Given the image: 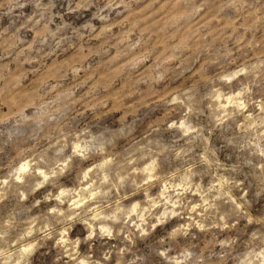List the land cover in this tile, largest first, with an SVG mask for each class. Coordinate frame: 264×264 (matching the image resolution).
Masks as SVG:
<instances>
[{"label":"rangeland","instance_id":"1","mask_svg":"<svg viewBox=\"0 0 264 264\" xmlns=\"http://www.w3.org/2000/svg\"><path fill=\"white\" fill-rule=\"evenodd\" d=\"M103 2L0 0V264L18 260L20 264H160L162 244L187 239L179 224L171 236L160 237L149 226L136 227L133 216L128 223L108 222L112 237L95 229L96 235L87 240L82 225L67 228L63 217L49 211L56 207L67 212L72 197L65 198L64 205L43 199L48 193L58 195L62 188L79 190L80 179L71 181L75 175L71 169L65 173L69 179L53 178L38 194L34 192L40 179L36 173L24 174L23 183L9 179L21 164L32 166L33 159L35 166L53 167L56 158L47 150L38 151L36 144L41 139L52 140L84 117L85 111L92 113L90 119L97 127L113 113H120V127L115 130L105 127L97 135L86 124L79 132L82 147L103 144L111 149L108 155L115 158L114 170H131L134 166L129 160L151 148V158L157 160L156 175L164 182L180 184L189 178L204 190L219 183L227 191L229 181L243 177L249 189L264 198V174L254 167L259 157L250 154L251 135L241 127L249 122V114L251 120L264 124V112L257 107L264 104V22L252 20L233 0H135L138 7L121 19H114ZM102 16L107 18L101 20ZM81 18L87 23H80ZM141 39L142 47L132 43ZM137 67L144 70L135 72ZM242 68L248 71L231 83L221 79ZM72 70L82 77L75 87H88L84 110L55 126L38 114L21 119L24 109L45 99L40 93L49 81H65ZM70 93L71 88L65 95ZM240 101L246 110L237 106ZM224 112L228 116L221 124L217 117ZM181 122L183 129L169 127ZM137 128L139 135H135ZM121 140L127 143L115 151ZM223 152L232 154L228 163H222ZM6 179L7 185L3 184ZM141 179L132 173L122 188L113 189L123 197L121 206L130 208L138 200L144 208L149 206L148 197H159L163 183L142 185ZM239 190L232 188L229 195L236 196ZM21 193L28 199L22 200ZM214 195L213 189L205 196L213 207L198 209L202 213L198 221L207 225L223 217L231 227L206 228L199 242L187 247H198L201 253L215 255L217 264H224L223 240L236 264H247L245 258L259 252L257 245L264 246V211L254 214V200L237 209L227 196L211 199ZM37 199H41L40 207ZM185 199L202 203L190 193ZM177 211L181 212L178 221L195 216L186 215L187 207ZM45 224L49 225L47 234L35 230ZM30 227L33 235L27 236ZM142 229L148 234L142 235ZM65 231L67 235L61 236ZM237 245L241 249L238 257ZM25 248L29 250L20 253L21 260L17 253Z\"/></svg>","mask_w":264,"mask_h":264},{"label":"clouds","instance_id":"2","mask_svg":"<svg viewBox=\"0 0 264 264\" xmlns=\"http://www.w3.org/2000/svg\"><path fill=\"white\" fill-rule=\"evenodd\" d=\"M233 3L242 7V10L246 12L252 20L264 22V0H233ZM47 7V5H45ZM103 7L108 9L109 12L114 13V19H121L123 16L130 14L134 7H138L135 4V0H104ZM11 11V8H9ZM195 11V10H194ZM60 15V12L56 13ZM107 17H100L101 20ZM80 23H87L84 18L80 19ZM136 47L143 46V40H135L132 42ZM147 65H145L146 67ZM143 67H137L135 72L143 71ZM248 69H238L232 76H223L222 80L231 83L233 79L238 75L246 73ZM82 77L72 70L68 74V79L65 81H49L48 84L41 90L40 95L45 96L44 100L35 101V107L24 109V113L21 116L23 120H30L34 115H39L51 126L59 121L63 123L65 117H71L75 111L84 110L82 105L85 100L84 94L88 91V87L76 88L75 84L81 81ZM161 79H163L161 77ZM59 84V87L57 85ZM71 88V93L65 95L68 89ZM56 89L55 91H52ZM51 93V95H45ZM241 93H236L239 97ZM232 98L229 97V100ZM240 109L246 110V105L243 101H240L237 105ZM227 105H222L221 108H226ZM257 107L261 112H264V104H257ZM6 110V109H4ZM92 113L85 111V116L78 118L77 121L71 123L70 127H65L62 132H58L52 140L41 139L38 144L36 141H29L30 144H36L38 151L47 150L56 158L55 165L44 169L43 166H35L37 162L35 159L32 161V166L28 162L20 165V167L9 174V179L23 183L24 174L36 173L38 175L39 182L36 183L34 192L39 193L42 189H45L46 185L53 178L58 176H64L65 179H69L65 175L70 169L75 173L71 177V181H74L77 177L80 179L81 187L78 191L70 190L69 188H62L59 194L52 196L48 193L44 200H55L60 205L66 203L65 198L72 197L68 202V210L58 211L56 207L49 209L52 213H56L58 216L63 217V223L67 228H72L74 224L82 225L87 232L85 239L90 240L96 235L95 229H98L101 235L112 237V227L106 226L108 222L112 225L120 223H128L135 216L136 220L132 221L136 224V227L146 225L151 228L154 234H159L160 237H164L165 234L171 236L174 232L178 231L177 224H179V230L183 231V236L187 239L175 240L171 245L165 243L162 244L159 252L160 264H217V258L215 255L210 257L208 252L201 253L200 249L191 248L187 245L189 243H198L199 240L205 235L206 228L228 229L231 227L229 223L224 222V218L220 217L219 222H210L207 225L198 221L197 217L202 213L198 212V209H204L213 207L209 203V199H205L209 193L215 190L217 195L211 196V199H220L227 196L237 209L242 208L247 201H253L254 214H259L264 211V198L258 197L255 189H249V183L245 181L243 177L237 178L236 181H229L231 188L227 191H222L221 186L218 184L213 185L208 190H204L199 184H193L189 181V178H185L180 184H174L164 182L163 178L156 175L157 160L151 158V148H146L142 151L141 155L136 159H130L129 164L134 166L131 170L120 169L119 171L113 169L115 164V158H109V151L103 144L93 146L92 148L82 147L84 141L81 140L79 132L86 124L89 125L90 132L99 134L100 131L107 127L109 129H117L120 127L119 117L120 113H113L110 117L99 122V127L96 126V122L90 119ZM228 113L224 112L222 116L217 117L218 121L222 124ZM249 122L246 125L241 126L242 130L251 135L249 148L250 154H254L259 159L254 164V167L259 170L261 174H264V148L261 147V142L264 141V124L257 123L251 120V114H249ZM169 127L185 128V124L181 122L179 125L171 124ZM141 129L137 128L135 135L140 134ZM188 131H194L189 129ZM188 131L184 132V135H188ZM76 133V135H74ZM44 132L40 135L43 137ZM127 143V140H121L118 142L115 151H119ZM179 155V153L177 154ZM230 152H223L222 163H228L231 159ZM140 161H144L143 166L136 167ZM189 171H191L189 169ZM123 173V174H122ZM132 173H138L142 176V185H151L154 181H161L163 188L160 191V195L156 200L148 197L149 206L141 208L138 200L131 202L130 208L121 206L123 197L113 192V189L122 188L128 175ZM146 174V175H145ZM9 180H4L3 184L7 185ZM239 187L240 190L236 193V196H230L232 188ZM102 188L104 190H102ZM191 194L194 197H199L202 203H189L186 201V194ZM147 196V193H145ZM237 197H239V203H237ZM20 198L27 200L28 196L21 193ZM105 198V199H98ZM112 201L111 203L109 201ZM113 203L116 205L115 211L112 210ZM37 207L41 206V199L36 200ZM207 206V208H205ZM187 207V213L195 214V216L189 215L186 221H178L177 217L181 216V212L177 209H183ZM159 210V211H157ZM125 217L127 219H125ZM49 225L45 224L39 229H35L38 232L48 233ZM142 235H147V232L141 230ZM27 236L33 235V230L30 227L25 233ZM67 235V232H61V236ZM227 235V234H225ZM243 241L241 240V243ZM220 251H223L227 255V260L224 264H236V260L233 258L232 252L224 245V241L220 242ZM259 252H255L251 257H246L247 264H264V246L257 245ZM34 247V245H30ZM169 247L174 249L173 252H169ZM29 249H21L18 255L23 252H27ZM241 254V249L237 245L235 248V256ZM20 259L23 256L20 255ZM16 264H20V261H16ZM83 264V262H81Z\"/></svg>","mask_w":264,"mask_h":264}]
</instances>
